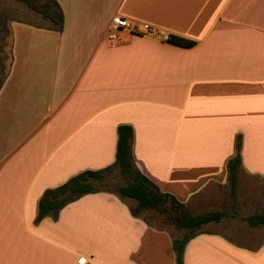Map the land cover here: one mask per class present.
Masks as SVG:
<instances>
[{"label": "crops", "instance_id": "0c3cea01", "mask_svg": "<svg viewBox=\"0 0 264 264\" xmlns=\"http://www.w3.org/2000/svg\"><path fill=\"white\" fill-rule=\"evenodd\" d=\"M56 1L62 32L9 27L0 264H176L172 244L186 231L152 211L134 217L137 203L116 190L35 224L38 202L80 173L111 167L122 125L133 130L136 169L184 208L226 189L238 136V174L264 179V0ZM114 17L141 32L124 31L126 42L110 46ZM169 36L194 46L171 45ZM220 224L197 232L183 264H264V242L235 244Z\"/></svg>", "mask_w": 264, "mask_h": 264}, {"label": "trees", "instance_id": "16d2710c", "mask_svg": "<svg viewBox=\"0 0 264 264\" xmlns=\"http://www.w3.org/2000/svg\"><path fill=\"white\" fill-rule=\"evenodd\" d=\"M23 4L27 9L41 17L40 23H32L22 18H9L4 16L2 20V31L0 34V91L7 79L4 61L7 57L2 54L6 47L5 40L9 35L6 27L8 20L13 23L28 25L37 29L47 31L62 32L64 26V16L56 0H14ZM167 43L181 47L191 48L194 43L176 36H169ZM133 130L130 126L122 125L117 128V144L115 162L111 167L100 171H85L71 179L63 185L46 190L38 202V212L35 224H39L43 219L52 216L56 219L59 212L67 205L75 202L79 198L95 194L97 190L94 182H101L105 174L111 169L118 168L120 174L127 179V183L116 189V192L122 197L134 200L137 207L132 211L136 217L142 211H154L160 215H167L169 221L175 229L185 230V236L172 244V249L176 256V264H183V254L188 242L201 230L202 227L211 223H220L225 214L222 212H210L198 216L189 215L183 206L178 203L174 197L161 193L157 187L143 176L135 167L131 155V141ZM236 154L234 158L228 161L226 165L227 182L230 192L234 197L237 190V176L241 168V136L237 137ZM174 214H169L170 212ZM171 212V213H172ZM250 228L264 227V215L254 214L245 219Z\"/></svg>", "mask_w": 264, "mask_h": 264}, {"label": "rangeland", "instance_id": "374dc122", "mask_svg": "<svg viewBox=\"0 0 264 264\" xmlns=\"http://www.w3.org/2000/svg\"><path fill=\"white\" fill-rule=\"evenodd\" d=\"M9 18H22L25 21L32 23H40L41 17L27 9L23 4L14 0H0V34L2 31V20L4 16ZM10 23L8 20L5 24L9 30ZM6 47L3 48L2 54L7 57L4 61L5 71L8 70L10 64L11 44H10V31L5 40ZM1 55V53H0ZM262 155L264 152L262 151ZM250 159V158H248ZM251 160V159H250ZM257 166V165H255ZM127 183V179L123 177L118 168L111 169L105 174L104 179L101 182H94L96 190H110L114 191L118 187H122ZM213 194L216 195V199L204 204L203 207L195 208L196 202H193V207L184 208L186 212L191 216H198L210 212H222L225 214V218L221 221L217 229L221 230L229 240L235 244L256 248L264 242V227L250 228L245 219L254 215H264V179L259 177H251L247 175L238 174L237 177V190L233 197L230 192L229 185L225 190H213ZM172 212V211H171ZM169 214H174V212ZM153 215L162 216L163 223L169 226H174L169 221L167 215H160L154 211ZM151 218L149 217V220ZM161 225L160 222L154 221Z\"/></svg>", "mask_w": 264, "mask_h": 264}, {"label": "built area", "instance_id": "2783aa9c", "mask_svg": "<svg viewBox=\"0 0 264 264\" xmlns=\"http://www.w3.org/2000/svg\"><path fill=\"white\" fill-rule=\"evenodd\" d=\"M142 29L144 31V34L146 33H152L151 27L149 25L144 24L142 26ZM124 31H127L129 34H132L133 32H141L136 27H131L129 22L122 17H114L110 23L108 34L106 35V40L110 46H116L117 44H121L126 42L125 37L122 35ZM168 37H165V40H167Z\"/></svg>", "mask_w": 264, "mask_h": 264}]
</instances>
